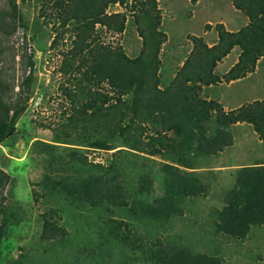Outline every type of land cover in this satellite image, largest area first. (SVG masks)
Listing matches in <instances>:
<instances>
[{
	"label": "rangeland",
	"instance_id": "rangeland-1",
	"mask_svg": "<svg viewBox=\"0 0 264 264\" xmlns=\"http://www.w3.org/2000/svg\"><path fill=\"white\" fill-rule=\"evenodd\" d=\"M71 2L21 0L15 13L10 0H0V14L9 18L5 22L11 25L17 21V29L1 37L0 72L14 86L4 100L24 108L14 134L0 145V171L11 178L0 190V207H6L10 216L0 264H155L152 253L161 245L217 256L223 264H264V226L253 227L244 240L215 230V212L223 207L236 170L264 160V141L252 125H236L232 147L195 161L194 171L208 184L209 193L182 202V215L168 222L150 218L146 212L163 193L161 166L166 155L134 151L122 137L105 138L81 124L76 129L68 127L70 117L86 103L82 90L115 95L108 84L93 87L86 80L61 73L63 52L72 49L75 38L76 23L68 20ZM140 7L134 0L111 4L106 13L123 14L125 30L115 33L98 24L93 34L97 43L121 48L131 60L139 58L143 51ZM157 7L154 16L161 18L159 30L166 35L160 52L162 89L171 84L189 58L194 37L212 47L219 42V25L238 32L249 24L232 0H157ZM241 53L235 47L227 61L219 62L215 69L220 83L203 87L202 97L217 102L227 113L256 99L264 101V58L241 80L226 78ZM29 58L34 78L27 89L23 81L29 75ZM70 94H76L73 100ZM133 117L130 113L129 123ZM158 129L156 124L143 125L142 138L148 142ZM103 144L108 150L99 148ZM97 171L122 181L126 205L92 208L70 195L66 185ZM145 176L153 178V186L142 194ZM45 217L63 234L45 239ZM3 218L0 213V226Z\"/></svg>",
	"mask_w": 264,
	"mask_h": 264
},
{
	"label": "trees",
	"instance_id": "trees-1",
	"mask_svg": "<svg viewBox=\"0 0 264 264\" xmlns=\"http://www.w3.org/2000/svg\"><path fill=\"white\" fill-rule=\"evenodd\" d=\"M10 1L12 11L18 12L17 2L21 0ZM125 1L71 2L68 20L76 23L75 38L72 49L63 52L61 73L74 75L81 82L86 80L93 87L108 84L115 95L105 90H82L86 103L70 117L68 127L76 129L81 124L105 138L122 137L126 147L134 151L154 157L166 155L167 161L161 166L163 193L148 205L146 212L150 218L168 222L182 215V202L208 195V184L194 171L197 168L195 161L215 157L232 147L233 127L250 124L264 141V101L242 105L227 113L217 102L202 97L203 87L220 82L215 69L235 47H239L242 53L237 65L226 76L229 81L254 72L264 58V0H232L235 9L248 18L249 24L238 32H230L224 25H219V42L212 47L202 38L194 37L189 58L166 89L160 86V52L166 35L159 30L161 18L154 16L155 12L158 13L157 0H134L141 4L139 32L143 38V51L139 58L131 60L121 48L103 46L93 37L98 24L115 33L125 30L126 17L123 14L106 13L111 4H124ZM7 20L8 16L0 14V58L3 55L1 37L17 29L16 20L11 25L6 23ZM29 65V75L23 81V87L27 89L34 78L31 58ZM13 90L14 86L4 80L0 72V145L14 134L24 110L19 108V103L5 102V97ZM75 95L70 94V98L73 100ZM130 113L134 116L131 123L127 120ZM146 124L159 126L158 133L148 142L142 138L143 125ZM106 147L103 144L99 148L108 150ZM97 172L66 185L70 195L92 208L126 205L122 181L108 173ZM10 179L0 171V190ZM152 184L153 178L143 177L140 193L150 191ZM0 213L4 215L0 226L1 254L10 216L6 207H0ZM215 213L216 233L231 238L244 240L253 227L264 226V160L236 170L235 181L225 193L224 205ZM63 232L45 217V239H53ZM152 260L155 264H223L217 256L174 245H161L152 253Z\"/></svg>",
	"mask_w": 264,
	"mask_h": 264
},
{
	"label": "crops",
	"instance_id": "crops-1",
	"mask_svg": "<svg viewBox=\"0 0 264 264\" xmlns=\"http://www.w3.org/2000/svg\"><path fill=\"white\" fill-rule=\"evenodd\" d=\"M210 47V46H209ZM231 54H229L226 58H224L222 61H227V59L229 58V56H230ZM238 61H236V63H237ZM221 63V62H220ZM235 66V65H234ZM257 69V68H256ZM241 80V79H240ZM231 82H233V81H231ZM220 83V82H219ZM218 84V83H217ZM210 86H213V85H210ZM209 86V87H210ZM210 99V98H209ZM208 99V100H209ZM254 101H258V99H256V100H254ZM253 103V102H252ZM247 104H249V103H247ZM243 105H246V104H243ZM242 105H240L239 107H241ZM238 108V107H237ZM237 108H235V109H237ZM256 133V132H255Z\"/></svg>",
	"mask_w": 264,
	"mask_h": 264
}]
</instances>
